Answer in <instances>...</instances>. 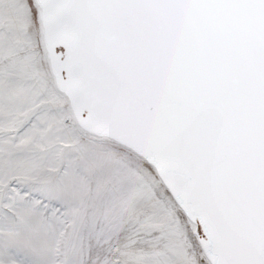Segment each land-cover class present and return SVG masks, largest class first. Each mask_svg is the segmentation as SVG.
I'll return each instance as SVG.
<instances>
[{"label":"snow or ice","instance_id":"1","mask_svg":"<svg viewBox=\"0 0 264 264\" xmlns=\"http://www.w3.org/2000/svg\"><path fill=\"white\" fill-rule=\"evenodd\" d=\"M0 264H264V0H0Z\"/></svg>","mask_w":264,"mask_h":264}]
</instances>
